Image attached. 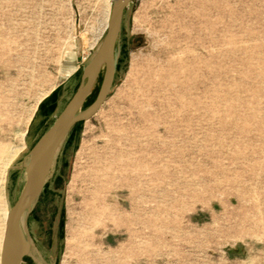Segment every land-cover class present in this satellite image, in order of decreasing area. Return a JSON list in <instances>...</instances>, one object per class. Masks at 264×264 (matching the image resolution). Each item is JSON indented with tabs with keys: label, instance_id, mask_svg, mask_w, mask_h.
Masks as SVG:
<instances>
[{
	"label": "rangeland",
	"instance_id": "1",
	"mask_svg": "<svg viewBox=\"0 0 264 264\" xmlns=\"http://www.w3.org/2000/svg\"><path fill=\"white\" fill-rule=\"evenodd\" d=\"M112 1L0 0V264L23 160L76 92ZM133 171L134 190L118 181ZM57 175L23 264H264V0L130 3L112 91Z\"/></svg>",
	"mask_w": 264,
	"mask_h": 264
},
{
	"label": "water",
	"instance_id": "2",
	"mask_svg": "<svg viewBox=\"0 0 264 264\" xmlns=\"http://www.w3.org/2000/svg\"><path fill=\"white\" fill-rule=\"evenodd\" d=\"M133 1H112L105 36L97 51L84 66L76 92L23 160L26 184L9 212L1 256L2 264H21L23 258L30 253L32 240L28 230V218L54 174L57 152L76 125L90 120L98 113L112 91L118 67L124 14ZM103 71L98 94L95 100L85 107Z\"/></svg>",
	"mask_w": 264,
	"mask_h": 264
},
{
	"label": "flooded vegetation",
	"instance_id": "3",
	"mask_svg": "<svg viewBox=\"0 0 264 264\" xmlns=\"http://www.w3.org/2000/svg\"><path fill=\"white\" fill-rule=\"evenodd\" d=\"M100 77H101V76H100ZM99 79H100V78H99ZM95 89H96V87L93 89V91H92L91 94L94 93ZM74 128H75V127H74ZM72 131H73V130H72ZM72 131H71L70 135L67 137V139L64 141L63 145L61 146V148L59 149V151H58L57 154H56V157H55V171H54V174H53L52 178L50 179V181L47 183V185L44 187V189H43V191H42V193H41V196H40L39 200H40L41 197L46 193V192H45L46 190H50V183H51V181H52V180H58V179H59V178H58V175H57V169H58V166H59V153H60L62 147L64 146V144L67 143V141H69V139H70V137H71V134H72ZM39 200H38V202H39ZM38 202H37V204H38ZM36 207H37V205H36ZM36 207H35V209H36ZM35 209H34V211H35ZM34 211L30 214V216H29V218H28V222H27V224H28V230H29V235H30L31 240H32L31 250H30V253H29L27 256H25V257L23 258L21 264L25 263V260H26L27 258L31 257V253H32V250H33V239H32V234H31V230H30V218H31V216L33 215ZM32 261H33V260H32ZM33 263H34V262H33Z\"/></svg>",
	"mask_w": 264,
	"mask_h": 264
},
{
	"label": "bare ground",
	"instance_id": "4",
	"mask_svg": "<svg viewBox=\"0 0 264 264\" xmlns=\"http://www.w3.org/2000/svg\"><path fill=\"white\" fill-rule=\"evenodd\" d=\"M143 72V71H142ZM144 72H147V71H144ZM12 154V153H11ZM14 155H17L16 152L13 154ZM11 159L9 160V163H10ZM137 161L136 160H131V161H128V163L130 164H133V166L135 165H138V164H135ZM9 166V164H8ZM7 166V168H8ZM9 169V168H8ZM8 169L5 170V174L8 173ZM127 179L129 180H118V181H121L122 183H125V184H128V183H131L132 184V188L133 190L135 189V182H137V180L140 179L141 177V174H139L138 172L136 171H133L132 173L130 174H127L125 176ZM11 208L10 206L6 207V209L4 210V226H5V229H4V235H3V238H2V246L4 244V239H5V230H6V226H7V222H8V218H9V212H10Z\"/></svg>",
	"mask_w": 264,
	"mask_h": 264
},
{
	"label": "crops",
	"instance_id": "5",
	"mask_svg": "<svg viewBox=\"0 0 264 264\" xmlns=\"http://www.w3.org/2000/svg\"><path fill=\"white\" fill-rule=\"evenodd\" d=\"M56 95L57 94L55 93L49 96L48 100L45 103H43V105L41 106L40 110L43 111L42 113H43L44 118L48 117L49 113L52 112L51 110H53L56 107L57 105Z\"/></svg>",
	"mask_w": 264,
	"mask_h": 264
},
{
	"label": "trees",
	"instance_id": "6",
	"mask_svg": "<svg viewBox=\"0 0 264 264\" xmlns=\"http://www.w3.org/2000/svg\"><path fill=\"white\" fill-rule=\"evenodd\" d=\"M94 100H95V99H94ZM94 100H93V98H92V94H91L90 97L88 98L86 104H85V107H87L88 105H90ZM82 123H83V122H82ZM82 123H79V124H82ZM79 124H78V125H79ZM78 125L75 126V128L73 129V131L76 129V127H77ZM73 131H72V132H73Z\"/></svg>",
	"mask_w": 264,
	"mask_h": 264
},
{
	"label": "built area",
	"instance_id": "7",
	"mask_svg": "<svg viewBox=\"0 0 264 264\" xmlns=\"http://www.w3.org/2000/svg\"><path fill=\"white\" fill-rule=\"evenodd\" d=\"M106 31V30H105ZM90 55V54H89ZM89 55H87L86 57H84V59H83V62H85V61H87L88 60V58H89Z\"/></svg>",
	"mask_w": 264,
	"mask_h": 264
}]
</instances>
